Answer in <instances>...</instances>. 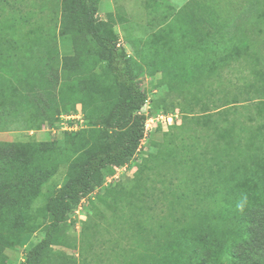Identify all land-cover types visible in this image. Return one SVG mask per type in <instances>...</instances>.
<instances>
[{
	"label": "rangeland",
	"instance_id": "obj_1",
	"mask_svg": "<svg viewBox=\"0 0 264 264\" xmlns=\"http://www.w3.org/2000/svg\"><path fill=\"white\" fill-rule=\"evenodd\" d=\"M91 2L147 93L145 137L131 162L102 171L39 264H145L137 250L153 241L148 264H211L208 254L231 264L264 205V0ZM211 22L234 48L195 83V36L211 38ZM156 54L171 71H152ZM121 98L77 0H0V264H24L44 238L48 197ZM73 109L88 113L89 132L64 133L59 117Z\"/></svg>",
	"mask_w": 264,
	"mask_h": 264
},
{
	"label": "trees",
	"instance_id": "obj_2",
	"mask_svg": "<svg viewBox=\"0 0 264 264\" xmlns=\"http://www.w3.org/2000/svg\"><path fill=\"white\" fill-rule=\"evenodd\" d=\"M77 5L87 22L88 30L109 54L111 70L117 81L122 98L112 106L105 121L106 129L101 133L97 146L87 151L83 162L77 166L75 173L48 197L46 208L51 220L45 226L44 238L27 251V259L24 264H39L43 252L50 245L53 233L57 227L67 221L69 213L102 183V171L107 168L122 167L131 162L139 149L141 141L145 137L148 117L141 112V109L145 106L148 96L141 87V81L134 78L130 65L125 60L127 57L126 48L118 46L117 42L103 30L97 15V6L91 0H77ZM168 20H170L169 15L162 16L164 23ZM211 23L209 29H207L211 32V38L204 35L199 39L195 36L198 41L195 48L199 52L196 53L193 66H198L199 62L203 66L195 83L205 79L203 76H206L209 74V71L218 66L217 61L222 60L227 62V57L224 55H214L217 51H221L220 49L222 48H234V44H231L232 39L227 38L225 32L222 34L223 38L221 35H217L218 37L215 35L218 28L214 22ZM238 23L235 22L233 24L235 29H239ZM191 25L193 26L192 20ZM203 25L206 26V23L203 22ZM237 46L243 49L242 42L238 43ZM157 55L151 56L148 61L152 71L157 72L159 68L161 70L169 68L171 71L173 60L172 63L165 61L167 58L171 59V57L166 56L164 59V55L162 57ZM168 74L172 75L173 72L171 74L168 72ZM188 79L192 80V77ZM258 93L263 94L264 87ZM261 104L264 105L263 102ZM83 112L91 125L92 121L88 117V113L85 110ZM213 121L216 120L213 118ZM90 129L89 127L88 129L79 131L65 130L64 133L79 134L89 132ZM9 150L6 149L4 153ZM258 210L250 220L246 238L232 248L233 262L231 264H264V205ZM154 239L155 241H159L158 234L154 236ZM160 248L161 246L156 247L153 241L149 246L142 248L143 252L136 250L139 252V255L141 254L140 258L142 261L148 264L150 258ZM207 257L211 258V264H228L223 262V259L217 255L208 254Z\"/></svg>",
	"mask_w": 264,
	"mask_h": 264
},
{
	"label": "built area",
	"instance_id": "obj_3",
	"mask_svg": "<svg viewBox=\"0 0 264 264\" xmlns=\"http://www.w3.org/2000/svg\"><path fill=\"white\" fill-rule=\"evenodd\" d=\"M60 125L63 127L62 130H69V131H79L83 129L89 128V120L86 119L84 112L79 109H73L68 114H62L60 116ZM172 123V117L169 118Z\"/></svg>",
	"mask_w": 264,
	"mask_h": 264
}]
</instances>
